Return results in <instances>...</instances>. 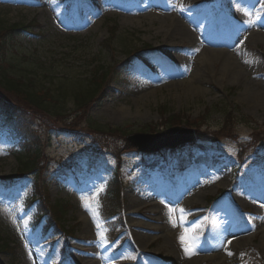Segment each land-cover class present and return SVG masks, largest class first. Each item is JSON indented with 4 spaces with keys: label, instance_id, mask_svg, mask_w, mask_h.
Segmentation results:
<instances>
[{
    "label": "rangeland",
    "instance_id": "rangeland-1",
    "mask_svg": "<svg viewBox=\"0 0 264 264\" xmlns=\"http://www.w3.org/2000/svg\"><path fill=\"white\" fill-rule=\"evenodd\" d=\"M196 1L187 14L207 6L212 10L207 17L237 13L232 15L235 22L244 27L252 15L251 29L264 26V0ZM166 15L159 0H0L3 68L25 73L44 61L49 71L54 69L53 76L63 77L66 67L67 73L85 78L100 63L117 67L121 79L109 84L105 96L87 112L60 117L43 114L0 88L5 102L16 107L14 119L30 127L32 141L26 152L37 150L43 161L24 177L4 180L22 173L17 172L22 136L7 120L12 113L0 114V229L8 243V250L0 249L3 264H222L206 249L218 236L235 246L234 264H264V88L254 85L256 78L264 80V39L252 42L251 36L245 37L242 49L251 55V65L240 82L208 80V73L199 69L201 78L195 79L204 92L193 94L182 81L196 70L202 45L190 48L188 40L179 42L162 33ZM15 23L24 29L8 30ZM205 24L216 28L218 23ZM239 34L246 35L243 29ZM111 35L115 47L108 52L104 45ZM147 45L150 49L142 50ZM136 49L137 56L123 64ZM60 82L55 79L53 86ZM172 83L179 84L169 86ZM89 118L114 131L92 130ZM203 119L207 124L199 128ZM175 125H186L194 136L204 137L156 154L140 152L128 140L129 134L163 132ZM216 137L224 140L215 142ZM223 137L259 143L241 166L236 161L240 143ZM124 147L135 151L122 156L120 167L116 152ZM180 153L191 154L193 164L202 155L209 158L208 163L198 161L203 169L193 187L186 183L193 171L178 174L171 169ZM161 154H166L165 161ZM149 169L160 177L169 175L168 186L152 180ZM117 171L124 184L110 212L120 211L107 226L100 216V198ZM36 172L43 207L62 206L58 224L71 227L73 234L46 230L47 217H39L38 202L28 206ZM174 182L178 188L171 187ZM216 194L218 200L212 201ZM186 230L194 238V255L180 242Z\"/></svg>",
    "mask_w": 264,
    "mask_h": 264
},
{
    "label": "bare ground",
    "instance_id": "bare-ground-1",
    "mask_svg": "<svg viewBox=\"0 0 264 264\" xmlns=\"http://www.w3.org/2000/svg\"><path fill=\"white\" fill-rule=\"evenodd\" d=\"M159 2L168 11V15L164 16L163 18L165 20L161 21V32L167 34L168 37H171L173 39L176 37L179 38V42H185L188 40V47L190 48L195 45V43L200 46L202 45V47H200L202 53L197 61L194 62V64L196 65V74H194V71L190 77H187V79L182 81L183 84H187V91H190L193 94L204 92L203 88L201 87V82H197V80L195 79V77L197 79L201 78L200 70L208 73V75L206 76L208 80L217 78L222 84L226 81L238 83L246 73L250 72L251 55L249 53H246V51L242 49L244 44L243 41L245 40V37L250 36L252 38V42L258 39H264V26H258V28L251 29L253 27V22H251V20L253 19L252 15H249L246 18L247 25L244 26L245 28L242 27L243 25L239 23L235 24V27L232 26L231 23H227L226 26L219 28L221 32L227 33L225 34L226 36H214L213 34L207 32L209 30L207 29L205 22L208 18H205L204 16L207 13H210L211 9L203 7L199 15L195 14V16H193L190 14V17H188L190 19H187V17H185L187 7H194L198 5L196 0H165V4H163L161 0H159ZM182 8L183 10H181ZM172 11H176V13H173ZM241 11L243 10H240L238 12ZM232 15L236 16L239 14H228V17H222L219 21H227L229 20V18H233ZM240 29H243V32L245 31L246 35L239 34ZM221 36L225 38H222ZM241 38L242 41H240ZM214 45H222L223 47H212ZM253 57L255 56L253 55ZM254 81V85H259V87L264 88V80L262 78L258 77ZM177 84L172 83L169 84V86ZM156 90L157 88L155 89V91ZM190 184L191 187H193V182H191ZM134 204L135 201H132V205ZM160 218L163 221L164 217L161 216ZM147 227L149 228V226ZM260 227L256 226L253 228L259 229ZM234 247V245L227 241L226 237L223 238V236H218L217 238L213 239L212 243H208L206 249L207 252H211L212 254H214L215 260H219L220 263L234 264L238 260V256L236 250L234 251ZM97 254V256L102 258L103 254L101 250H97Z\"/></svg>",
    "mask_w": 264,
    "mask_h": 264
},
{
    "label": "trees",
    "instance_id": "trees-1",
    "mask_svg": "<svg viewBox=\"0 0 264 264\" xmlns=\"http://www.w3.org/2000/svg\"><path fill=\"white\" fill-rule=\"evenodd\" d=\"M22 25L15 23L9 27L8 30L20 29ZM23 27V26H22ZM2 33H0L1 35ZM115 47L114 35L109 37L104 48L109 52H113ZM146 47H149L148 45ZM0 50H6L5 44L0 41ZM133 50V51H137ZM131 53V52H130ZM5 56V55H4ZM2 67V66H0ZM67 68L63 70L64 76L59 77L56 74L53 76V70L49 71L46 67V62L28 72L21 73L15 72L12 69L0 68V88L4 91L16 95L19 99L23 100L26 105L32 106L43 114L60 117L71 113L81 114L87 112L91 104L95 101L101 100L105 96V88L112 82L121 80L119 78L117 67L110 65L98 64L93 66L92 71L86 77L80 74H69ZM53 77H52V76ZM59 79L61 82L54 84V80ZM49 80V81H47ZM48 83V85H47ZM72 103V106L69 104ZM69 106V107H68ZM229 125L235 122H228ZM206 120L203 119L199 128L206 125ZM87 125L94 131L98 132H111L114 129L106 124H102L94 119H87ZM222 123L221 126H223ZM202 135V134H199ZM131 146V145H129ZM42 155L37 150L31 151L24 155L21 165L18 167L17 172H25L33 168H37ZM55 216L56 222L60 219L62 214V206L57 205L53 209H45ZM108 206H106V210ZM8 244L0 231V249L8 250Z\"/></svg>",
    "mask_w": 264,
    "mask_h": 264
},
{
    "label": "water",
    "instance_id": "water-1",
    "mask_svg": "<svg viewBox=\"0 0 264 264\" xmlns=\"http://www.w3.org/2000/svg\"><path fill=\"white\" fill-rule=\"evenodd\" d=\"M193 130L175 126L163 133H135L128 136L135 147L144 152H156L163 148H175L194 140Z\"/></svg>",
    "mask_w": 264,
    "mask_h": 264
},
{
    "label": "snow or ice",
    "instance_id": "snow-or-ice-1",
    "mask_svg": "<svg viewBox=\"0 0 264 264\" xmlns=\"http://www.w3.org/2000/svg\"><path fill=\"white\" fill-rule=\"evenodd\" d=\"M181 10H183V8ZM181 212H183V210H181ZM173 223H174V226H176L175 221ZM192 239H194V238L187 235V230H186L185 234H182L180 236V242L185 247V252L188 255H194L195 254L194 249H193L192 245L190 244V241ZM229 254H231V253H229Z\"/></svg>",
    "mask_w": 264,
    "mask_h": 264
}]
</instances>
